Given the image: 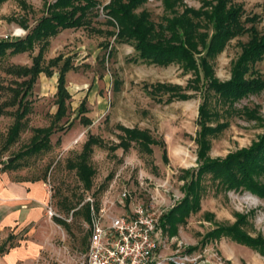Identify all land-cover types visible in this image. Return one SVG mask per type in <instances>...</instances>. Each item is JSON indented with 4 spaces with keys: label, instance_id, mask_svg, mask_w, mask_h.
<instances>
[{
    "label": "rangeland",
    "instance_id": "obj_1",
    "mask_svg": "<svg viewBox=\"0 0 264 264\" xmlns=\"http://www.w3.org/2000/svg\"><path fill=\"white\" fill-rule=\"evenodd\" d=\"M53 1L4 0L0 3V40L24 37L45 14V5ZM232 1L240 5L242 19L253 18L245 26L264 30V0ZM96 2L98 16L87 27L66 28L37 38L30 49L22 52L7 48L0 53V172L15 183L39 182L43 195L38 220L21 227L2 245L4 250L27 242L33 249L27 264H78L88 236L83 205L86 196L99 206L102 200H114L120 188L126 187L137 202L148 204L150 196H155L156 207L165 213L183 196L182 184L189 177L183 170L197 166L194 140L199 128L197 107L201 92L185 87L190 73L178 63L158 66L134 61L133 49L127 43L115 44L108 34L114 28L105 23L101 9L107 0ZM181 2L193 8L200 5L198 0ZM139 9H145L155 23L164 14L161 0H146ZM16 28L22 30L19 36L12 35ZM246 39V34L229 39L212 59L218 80L229 78L231 64ZM112 46L113 51L106 56ZM39 51L40 71L25 95L27 112L18 119L14 113V91L20 92L16 83L27 76L13 70L16 66H30ZM56 56H60L57 64L68 60L72 66L64 76L69 94L65 114L58 120L53 118L58 69L48 63ZM254 69L264 80V55ZM114 79L119 82L118 89ZM157 83L184 87L188 97L165 101L167 93L162 90H156L153 97L149 91ZM81 101L83 111L79 112ZM209 105L216 112L209 124L218 126L208 137L206 154L210 158H222L247 147L261 134L264 88L230 107L212 94ZM244 108L252 109L259 119L247 118ZM16 120L19 130L9 142L8 130ZM119 126L145 129L153 143L144 147L131 141L123 148L117 145L122 136ZM37 127L51 130L48 146L36 153H22ZM88 135L95 136L98 142L92 145L88 157L93 173L90 186L85 188L68 164L76 159ZM7 163L11 164L5 167ZM258 180L264 182V174ZM198 192V208H190L170 230L176 234L180 229L181 250L176 253L181 255V264H264V249L237 243L227 235H207L217 226L233 224L241 215L239 230L264 240V200L247 190L218 187L208 173L200 178ZM123 205L127 207L129 202L124 200ZM122 211L121 205H116L113 214ZM159 230L167 231L160 224ZM157 247H161L160 241Z\"/></svg>",
    "mask_w": 264,
    "mask_h": 264
},
{
    "label": "trees",
    "instance_id": "obj_2",
    "mask_svg": "<svg viewBox=\"0 0 264 264\" xmlns=\"http://www.w3.org/2000/svg\"><path fill=\"white\" fill-rule=\"evenodd\" d=\"M3 1L0 0V3ZM181 1L161 0L164 14L156 23L150 20L149 13L145 9L138 10L146 0H107L101 7L105 23L114 28L108 31V34L113 37L115 44L127 43L133 49L134 61L158 66L178 63L184 72H189L191 75L185 87L196 88L201 92V102L197 107L199 128L194 140L197 147V166L183 170V173L189 176L182 184L183 196L159 218L160 226L169 232L190 208L192 210L198 208V182L205 173L216 180L218 187L247 190L264 200V182L258 180L259 175L264 174V120H261V134L249 146L229 152L222 158H210L206 154L209 147L208 137L217 131L218 127L209 124L216 113L209 105V96L216 94L222 103L230 107L247 94L257 93L264 88V80L254 69V64L264 55V30L259 31L253 25L245 26V23L253 18L242 19L240 5L232 0H198L200 5L197 8L185 6ZM96 16H98L96 0H54L45 5V14L24 37L10 41L1 39L0 53L7 48L15 52L28 50L35 39L54 35L66 28L87 27ZM243 34L247 35V39L241 44L240 53L231 64L229 78L218 80L213 73L212 59L229 39ZM104 47H107L106 44ZM113 49L114 46L106 52V56L110 55ZM40 58L39 51L32 57L30 66L14 67V73L27 76L16 83L20 92L14 91V98L17 99L14 113L18 119L27 112L25 95L40 71ZM59 59L60 56H56L48 60L49 64L55 65L58 69L54 94L55 120L65 114V101L69 98V94L65 88L64 76L72 68L68 60H63L60 65L57 64ZM46 74L49 75L50 72ZM113 83L115 89H118V80L114 79ZM156 90L167 93L165 101L188 97V94L183 92L184 87L179 85L157 83L152 85L149 93L154 97ZM82 102L78 106L79 112L83 111ZM1 112L0 107V114ZM243 113L247 118L259 119L252 109L244 108ZM119 129L122 136L117 145L123 148H127L131 141L144 147L153 143L145 129L123 126H119ZM18 130L19 121L16 120L8 130L9 142L15 138ZM50 133L51 130L48 128H34L31 139L22 153H36L46 148ZM97 142L95 136L88 135L76 159L68 164L69 168L74 169L85 188L90 186L93 173L88 157L92 145ZM83 205L85 218L88 219V205L86 203ZM241 219L242 216L239 215L233 224L217 226L207 232V235H227L237 243L264 249V240L261 237L252 238L239 230L238 224L243 220ZM2 251L4 250L1 247L0 253Z\"/></svg>",
    "mask_w": 264,
    "mask_h": 264
},
{
    "label": "built area",
    "instance_id": "obj_3",
    "mask_svg": "<svg viewBox=\"0 0 264 264\" xmlns=\"http://www.w3.org/2000/svg\"><path fill=\"white\" fill-rule=\"evenodd\" d=\"M21 31L16 28L12 35L19 36ZM124 200L129 202L127 207ZM84 203L88 205V236L78 264H181V255L176 252L163 258L155 254L160 241L159 218L164 212L156 207L155 196H150L148 204L137 202L126 187H121L114 200H102L95 206L86 196ZM116 205L123 211L113 214Z\"/></svg>",
    "mask_w": 264,
    "mask_h": 264
},
{
    "label": "crops",
    "instance_id": "obj_4",
    "mask_svg": "<svg viewBox=\"0 0 264 264\" xmlns=\"http://www.w3.org/2000/svg\"><path fill=\"white\" fill-rule=\"evenodd\" d=\"M42 198L39 182L15 183L0 172V248L10 239L11 234L19 233L16 231L21 227L38 220L42 213ZM159 240L162 248L156 249L158 257L163 258L181 250L178 247V243H181L179 228L176 234L161 232ZM32 252L33 249L27 242L8 246L0 253V264H27Z\"/></svg>",
    "mask_w": 264,
    "mask_h": 264
}]
</instances>
